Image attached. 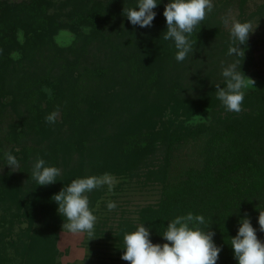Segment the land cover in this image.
Instances as JSON below:
<instances>
[{"label":"trees","instance_id":"1","mask_svg":"<svg viewBox=\"0 0 264 264\" xmlns=\"http://www.w3.org/2000/svg\"><path fill=\"white\" fill-rule=\"evenodd\" d=\"M165 1L156 0L158 4L153 9L156 12L154 20L161 15L162 9L167 3ZM67 2L71 4L69 10L71 18L60 24L63 23L75 30V24L82 25L86 22L84 25L89 31L85 33L80 29L81 36H77L81 38L79 45L66 48L62 55H58L57 52L52 54V60L58 59L57 62L54 61L56 66L43 67L38 64L40 70H37L38 67L30 59L29 54H26L25 60L21 59V62L16 66L0 63V96L10 98L3 106L11 107V113L19 118L24 116L27 109L28 116L32 120L29 124L35 126L38 116L42 119L45 118L65 101L71 105L70 116L72 115L74 118L76 106L72 105V102L81 98L84 106L79 111L82 115L84 114L85 118H88L90 123L94 124H89V126L106 131L108 123L111 121L119 123V113L123 114L127 107L121 103L125 102L123 99L119 98L117 103L114 102L112 96L117 91L116 89H120L119 83L109 78L112 68L107 67V70L104 71L105 67L102 65L106 64L107 66L108 62L115 61L116 58L123 59L126 53L137 47L140 41L151 37L149 33L154 31V27H149L148 32L146 27L133 26L128 20L124 9L137 8L139 0H68ZM51 5L52 0H0V14L3 12L1 14L3 24L0 25L10 29L4 23L12 21L14 27L16 26L15 22L24 21L32 23V26H44L42 28H45V18L54 13L50 14L48 11V7ZM79 13L80 15H78ZM3 18L6 19L5 22ZM48 23L50 24V22ZM53 27L57 28V26ZM219 29V24H207L206 34L214 36L217 42H224L221 34H219L220 38H217ZM0 30L2 29L0 28ZM192 33L186 35L191 37ZM11 35V32L5 38L3 35L1 42L11 44L13 40ZM49 51H52V48ZM61 56L68 62L62 64ZM230 62L242 66L243 69L238 67L237 71L248 75L245 74V63L248 66L251 64V60L243 59L242 56L240 58L235 55L234 60L223 58V56H217V59L211 58L207 68L204 66L205 63L196 59L191 60L190 63H183L185 68L192 72V75H196L192 78L191 83L193 92L186 99L172 98L164 103L148 102L145 103L146 106H143V109L133 112L138 128L140 126L145 132L141 134V140L134 136L136 144L126 146L135 148L139 143V146L134 149V154L133 152L129 153L128 149L125 150L126 154L130 155L128 158L115 157L116 152H113L115 143H111V141H108V151L104 150L98 160L90 161V158H85L81 152L82 149H80L77 165L70 167L64 173L61 186L48 185L51 188L46 190V193L50 192V195L47 194L45 199L40 192L42 189L38 186H36V190L33 189L30 192V197L26 198L17 176L10 173L0 174V202H11L15 206L12 214L26 216L29 225L26 230L28 233L35 217L40 215L44 220L40 228L43 229L48 225L49 234H52V238H54L56 231L66 219L58 213V204L54 201V195L79 178L100 176L104 173H109L117 178H131L133 173L129 169L140 163L138 162L140 155L146 156L150 147L149 143L153 135L149 136L147 132L155 130L148 127L153 128L163 120L165 122L160 126V129L166 130V134H164V138H161V143H164L163 140H168L163 145L162 163L153 164L152 160L148 158L146 165L149 170L146 179L150 183L155 182L161 186V197L156 205H147L139 210L137 221L149 229V239L153 244L163 245L169 243L163 238L169 222L177 216H186L189 212L194 216L202 215L206 223L199 227L206 231L209 225L208 230L215 233L214 244L221 248L216 264H238L231 246V238L237 235L242 219L247 217L250 220L253 228L256 229L257 238L264 243V232L260 231L258 223L259 213L264 211V76H254L260 80V88L245 93L241 105L242 111L227 113L222 102L217 99L215 85L226 87L222 71ZM25 63H29L31 69H26ZM154 66H149L151 68L147 71L156 73V70L159 69ZM103 77L106 83L100 81ZM141 78L143 82L147 78L145 69L141 73ZM44 85H47L51 90V96L42 90ZM138 92L140 89L136 90V93ZM40 97L46 100L48 110L45 109L46 107L37 105ZM14 98L20 99L17 100V105L14 104L16 102ZM20 101L25 107L24 110L18 104ZM55 103L57 104L54 106ZM198 112L203 113L205 119L191 123V119ZM169 113L170 116L164 120L165 114L168 116ZM212 119L217 121L218 126L211 124ZM9 125L10 130L15 133L17 123ZM52 125L44 120L43 128L40 127V133L37 134V131L33 130L38 144H41L34 150L36 153H42L41 157L45 161L46 167L51 166V163L58 165L59 162L66 159V155L71 156L73 151L69 146L58 145L64 144L59 140L52 144V149L46 145L45 141H49L50 132H55L59 128L52 130ZM129 132L131 133L130 129ZM204 135L205 142L200 152L202 155L200 165L186 167L181 175L174 179L170 168L176 150L183 143L192 139L196 140ZM12 136H16V134ZM64 137L66 138V136ZM118 138L121 139V136L118 135ZM66 143L69 144L67 140ZM56 144L57 147H55ZM44 147L46 149L41 151V148ZM48 148L52 151H49ZM20 151L27 154L24 149H20ZM9 152L14 156L17 154L13 149H10ZM21 159H24L23 167L31 172L30 165L33 161L30 164L24 157L17 158V161ZM154 165L158 166L154 167ZM56 186L59 188L58 192L55 190ZM123 221L131 223L126 219ZM189 227L192 228L193 225L189 224ZM32 232L28 235L30 238L28 243L21 248L25 250L24 256L29 258L31 256L27 255L26 251L36 248V237L43 240L42 230L38 229ZM126 233V228L119 226L115 235L112 236L122 252L125 247L123 237ZM0 236L10 237L11 234L8 231H1ZM108 237H111L109 233ZM49 238L48 236L42 241V249L47 250V253L43 252L41 255V257L45 256L44 259L32 257L31 264H54L53 256L48 254L51 252L55 255L53 240L51 241ZM0 262L8 264V259L0 257Z\"/></svg>","mask_w":264,"mask_h":264},{"label":"rangeland","instance_id":"2","mask_svg":"<svg viewBox=\"0 0 264 264\" xmlns=\"http://www.w3.org/2000/svg\"><path fill=\"white\" fill-rule=\"evenodd\" d=\"M67 1L68 0H52V5L48 7V11L50 14L54 13L45 18V28H42L44 26L35 27L31 25L32 23L24 21L15 22L16 26L14 27L12 26V21L4 23V25L8 26L10 29H6L0 25L2 29L0 30V42L1 40L3 41V35H5V38L10 32L13 38L11 44L4 42L0 43V50H2L0 51V63L16 66L21 62V59L25 60L26 54H29L28 56H31L30 59L37 65V70H40L39 66H56L54 61L56 60L57 62L58 59L55 58L52 60L53 53L57 52L58 55H62L64 54L63 50L66 48L79 45V43H81V38L77 36L80 35V29L87 28V26L84 25L86 22L82 25L75 24V30L63 25V23V26L60 24L64 20L71 18L69 13L71 4ZM165 2L168 4L170 0H166ZM212 4L213 10L206 14L205 19L193 30L194 33H192L191 37H188L193 44V53H189L184 61L177 62L175 59L178 50L175 47L174 40L169 39L166 41L163 39L167 31L163 8L161 15L157 18L158 20L156 19L152 22L154 31L149 33L151 37H146L143 41H140L137 47L133 51L126 53L123 59L116 58L115 61L108 62L107 66L106 64L102 65L105 67L104 71L107 70V67L112 68V74H110L109 78L119 83L118 87L120 89H116L117 91L112 96L114 97V102L117 103L119 98L123 99L125 102L121 103L127 107V110L125 109L123 114L122 112L119 113L118 124H116L115 121H111L108 123L106 131L89 126V124L92 123H90L88 118H85L84 114L82 115L79 111V109L84 106L81 98L80 100L78 99L72 102V105L76 106L74 118L72 115L70 116L72 109L70 110L71 105L69 102L65 101V103L57 106L55 111L59 109V115L51 128L52 130L59 128L56 129V133L50 132L51 135L48 136L49 141L46 140L47 142L45 141V143L52 149V144L58 142L56 140H59L60 143L64 144L58 145L61 147L69 146L73 151L71 156L66 155V159L59 162L58 165H52L53 163H51V167H57L61 170V174L56 178V182L51 185H62V176L64 173L67 172L70 167H75V165H77L78 151L80 149H82L81 152L85 158H90V161H94L95 159L98 160L104 150L108 151V141L115 143V148L113 149V152H116L114 155L115 157L121 156L123 158H128L130 155L126 154V149L129 150V153L133 152L134 154V149L139 146V143L135 148L133 146H126L128 144H136L137 142L133 139L134 136L138 140H141V134L145 131L140 126L138 128L134 120L135 114H133V112L143 109V106H146L145 103L148 102L164 103L172 98L178 100L181 98L186 99L194 90L193 87H191V83L192 78L196 77V75H192V72L188 68H185L183 63H190L191 60L196 59L199 62L205 63L204 66L207 68L211 58L217 59V56H223V58L234 60L235 55L228 54L229 46H235L231 36L232 20L241 23L251 22L253 29H255L249 34L246 43L239 45L240 48L244 49L245 54L244 57L242 56L243 59L248 58V60H251V64L248 65L250 66L249 69L247 63H245V70H248V72L245 71V74H248L247 76L245 75V79L251 78L255 81L254 86L250 84L246 89H242V91L247 93L248 91L260 88V80L254 76H264V0H212ZM2 13L3 12H1V14ZM1 14L0 24H3V22H1ZM78 15H80V13ZM225 17L229 20L227 25L223 23V18ZM3 19L5 22L6 19ZM47 22H50L51 25L49 23L47 24ZM210 23L215 25L219 24L220 29L218 30L217 38H220L219 34H221V38L225 40L224 42H217L214 36L206 34V26L207 24L210 25ZM53 26H57V28ZM146 28L149 32V27ZM18 30L23 31L24 42L22 44L18 40ZM236 43H238V41ZM51 48L52 51H49ZM13 52H19L20 59H12L11 54ZM60 59L62 64L63 62H68L63 56H61ZM232 63L233 62H230L228 65ZM28 64L29 63H25L26 69H31V66ZM151 65H155L154 67H158L159 70H156V73L148 72L147 70L151 68L149 67ZM238 67L239 69H243L242 66H237V68ZM144 69L146 70L147 78H145L143 82L141 73H143ZM100 81L102 83L105 81L106 83L104 77L101 78ZM42 88H48V86L44 85ZM139 89L140 92L136 93V90ZM133 93L135 94L133 95ZM12 95L14 96L15 94L13 93ZM9 99V97L0 96V174L10 173L17 176L16 178H19L20 186L22 185V190L26 198L30 197V192L33 189L36 190V186H38L42 189L40 192H42L45 199L47 198V194L50 195V192L46 193V190H49L51 187L48 185L40 186L36 180L32 178V175H30L32 174L33 166L37 158L43 159L41 157V152H35L41 144H38L33 130L35 132L37 131V134L40 133L45 118L42 119L38 116L37 125H30V121L32 120L29 118L30 116H28L29 112L27 109L24 112V116L19 118L17 115L11 113V107L3 106ZM17 100L19 101L20 99H16V102L12 101L17 105ZM18 104H20L23 110L25 109L21 101L18 102ZM46 104V100L41 97L40 100L37 101V105L40 107L42 106L45 108ZM56 104L57 103H55L54 106ZM241 108L243 109V107ZM45 109L48 110L47 107ZM224 110L227 111L226 109ZM228 112L229 111H227V113ZM167 114H165L164 120L170 116V113L168 116ZM204 119L203 113L198 112L191 119V123H197ZM160 122L161 123H157L153 128L148 127L155 130L147 132L149 136L153 135V138L149 143L150 147L148 148L146 156L141 154L139 157L140 160L138 161L140 163L135 164L129 169L133 173L131 178H117L111 175L115 178V184L111 192L108 191V186L104 185L87 193L89 208L93 212V215L97 217L94 225L93 237H88L86 233L74 235L66 230L62 231L61 225L55 233L56 236L52 238L53 235L49 234L47 229L48 225L43 229L40 228L44 223L40 215L35 217L29 233H33V230L40 229L43 231V236H41L43 240L48 236L51 241L53 240L55 255L51 252H48V254L53 256L52 259L54 264H129L128 261L121 259L123 252L117 247L118 243L112 236L115 235L119 226L125 227L127 233L135 231L137 229L136 227L140 225L137 221L139 210L147 205H156L161 197V186L155 182L150 183V181L146 179L149 171L148 167H146L148 158L152 160L153 164L159 165L162 163L163 145L166 143V140H168H163L164 143H161V138H164L166 130L160 129V126L165 121L161 120ZM13 123H17L15 133L10 130L11 127L9 124L12 125ZM211 124L218 126L215 119H212ZM68 128H70V130H68ZM13 134H16V136H12ZM118 135L121 136V139L118 138ZM64 136H66V138ZM64 138L65 140L63 142ZM105 139H107L106 142ZM66 140L69 144L66 143ZM204 142L205 135L196 140L192 139L189 142L183 143L181 147L176 150L170 168L174 179H177L186 167L200 165L202 159L200 152L201 148L204 146ZM55 147H57V144ZM10 149L17 152L16 158L24 157L30 164L33 161L30 165L31 172L23 167L24 159L18 161L20 166L14 172L11 170L10 166L6 165L5 153L9 152ZM20 149L26 150L27 154L20 151ZM45 149L46 147L41 148V151ZM51 149H49V151ZM61 157L63 158V156ZM157 166L154 165V167ZM28 177H30V179H28ZM52 189L54 188L52 187ZM58 189L59 188L55 189L56 192H58ZM40 192L39 194L41 195ZM108 201H114L117 204L116 209L109 211L107 209ZM14 210L15 206L11 202H0V232L8 231L11 234L10 237L0 236V257L3 259L7 258L8 264H31L33 262L32 257L34 258L36 256L38 259L43 252L47 253V250L42 249L43 240L41 241L40 237H36V248L26 251V254L30 255L31 258L24 256L25 250L21 248L25 247L24 245H26L30 239L28 237L29 233L26 231L27 227H29L28 220L26 216H16L17 214H12ZM123 219L131 223H126ZM64 222H67L66 219ZM98 232L103 233L100 234ZM108 233L111 237H108ZM44 257L45 256L40 259H44ZM0 264L5 263L0 262Z\"/></svg>","mask_w":264,"mask_h":264},{"label":"clouds","instance_id":"3","mask_svg":"<svg viewBox=\"0 0 264 264\" xmlns=\"http://www.w3.org/2000/svg\"><path fill=\"white\" fill-rule=\"evenodd\" d=\"M157 4L156 0H139L137 8L124 9V12L133 26L151 27L156 16L153 9L157 7ZM212 10V0H170L165 5L163 15L166 18L167 31L163 39L174 40L178 50L175 56L177 62L184 61L189 53H193V44L186 34H191L194 28L205 19L206 14ZM223 23L225 25L229 23L227 17L223 18ZM82 30L85 33L89 31L86 27ZM254 30L251 22L241 23L232 20L231 36L235 46H229L228 54L244 57V49L239 45L245 44L249 34ZM17 35L22 44L23 31L18 30ZM11 56L14 60L20 59L19 52H13ZM222 75L226 80V87L215 85L217 99L222 102L227 111L239 113L242 111L241 105L245 95L242 89H246L250 84L254 86L255 81L251 78L245 79L246 76L241 71H237V63L224 68ZM42 90L51 96L50 89ZM58 115L59 109L53 111L45 117L46 123H55ZM5 158L6 165L10 166L13 172L19 168L17 158L10 152L5 153ZM60 174V169L46 167L45 161L37 158L33 166L32 178L40 186H46L55 183ZM114 184L115 178L109 173H104L100 176L75 179L54 195V201L58 204L57 211L67 221L62 225V231L66 230L74 235L86 233L88 237H93L97 217L89 209L87 193L104 185H107L108 191L111 192ZM116 207L117 204L114 201H108L109 211ZM205 223L204 216H194L191 212L186 216H177L168 223L163 238L169 243L163 245L153 244L149 239V229L139 225L135 231L124 235L125 247L121 259L128 261L129 264H216L221 248L214 244L215 233L208 230L209 225L206 231L199 227ZM258 223L260 231L264 232V211H260ZM189 224L193 227L190 228ZM231 246L238 264H264V243L257 238L256 229L247 217L242 219L237 235L231 238Z\"/></svg>","mask_w":264,"mask_h":264}]
</instances>
